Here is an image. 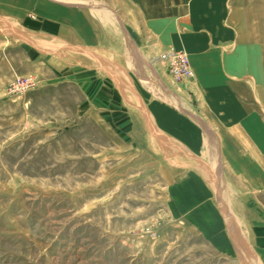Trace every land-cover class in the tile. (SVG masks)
Returning a JSON list of instances; mask_svg holds the SVG:
<instances>
[{
	"label": "rangeland",
	"instance_id": "rangeland-1",
	"mask_svg": "<svg viewBox=\"0 0 264 264\" xmlns=\"http://www.w3.org/2000/svg\"><path fill=\"white\" fill-rule=\"evenodd\" d=\"M55 1L86 8L103 46L0 17V264H264V0L239 5L263 49L232 77L253 112L235 129L195 74L175 84L161 53L132 49L133 0ZM195 180L209 194L189 207Z\"/></svg>",
	"mask_w": 264,
	"mask_h": 264
},
{
	"label": "crops",
	"instance_id": "crops-1",
	"mask_svg": "<svg viewBox=\"0 0 264 264\" xmlns=\"http://www.w3.org/2000/svg\"><path fill=\"white\" fill-rule=\"evenodd\" d=\"M240 2L133 0L136 19L129 24L133 29L127 38L132 49L141 52L186 51L195 74L194 81L186 85L204 100L208 113L228 129L245 126L253 117L230 83L239 71L245 74L248 54L263 49L261 41L247 30L251 17L239 7ZM0 17L26 34L55 39L73 49L99 50L103 46V28L97 27L92 14L81 6L55 0H0ZM218 89L221 94L214 92ZM166 99L169 100L167 96ZM195 181L196 193L181 200L189 207L205 201L209 194L201 182ZM182 190H174L179 194L176 201H180ZM217 223L221 227L214 234L212 228ZM211 224L208 233L213 237L221 235L223 225L215 212L211 214Z\"/></svg>",
	"mask_w": 264,
	"mask_h": 264
},
{
	"label": "built area",
	"instance_id": "built-area-1",
	"mask_svg": "<svg viewBox=\"0 0 264 264\" xmlns=\"http://www.w3.org/2000/svg\"><path fill=\"white\" fill-rule=\"evenodd\" d=\"M158 60L167 65L168 72L175 84H181L187 79L194 78V72L189 64L188 56L184 51L170 50L161 53ZM24 81L30 82L31 79Z\"/></svg>",
	"mask_w": 264,
	"mask_h": 264
},
{
	"label": "bare ground",
	"instance_id": "bare-ground-1",
	"mask_svg": "<svg viewBox=\"0 0 264 264\" xmlns=\"http://www.w3.org/2000/svg\"><path fill=\"white\" fill-rule=\"evenodd\" d=\"M185 52V51H184ZM186 53V52H185ZM187 54V53H186ZM187 56H188V54H187ZM189 59V58H188Z\"/></svg>",
	"mask_w": 264,
	"mask_h": 264
}]
</instances>
